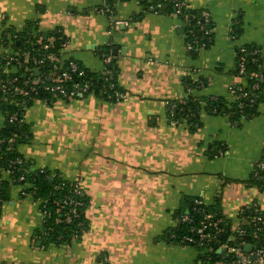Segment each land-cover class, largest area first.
<instances>
[{
	"label": "crops",
	"instance_id": "obj_1",
	"mask_svg": "<svg viewBox=\"0 0 264 264\" xmlns=\"http://www.w3.org/2000/svg\"><path fill=\"white\" fill-rule=\"evenodd\" d=\"M139 1L113 0L109 11L103 0H0V55L15 52L10 33L5 45L2 34L31 22L37 42L62 35V64L74 60L90 72L113 65L124 93L24 105L27 136L17 152L28 171L46 169L80 186L87 227L79 239L44 245L37 203L10 185L0 206V264H197L196 247L166 238L185 198L218 200L233 224L244 222L247 207L264 211V187L249 183L264 149V102L238 119L207 107L212 99L229 105L228 87L246 84L237 47L255 46L264 70V0H185L212 24L211 45L195 55L178 16L145 11ZM188 96L199 101L195 119L171 123L167 102Z\"/></svg>",
	"mask_w": 264,
	"mask_h": 264
},
{
	"label": "trees",
	"instance_id": "obj_2",
	"mask_svg": "<svg viewBox=\"0 0 264 264\" xmlns=\"http://www.w3.org/2000/svg\"><path fill=\"white\" fill-rule=\"evenodd\" d=\"M113 0H103L104 6L110 11ZM184 4L181 6L179 12L176 11L174 5V0H140L139 3L143 5L145 11H150V7H154L158 13H169L174 14L179 17L181 24L184 28L186 48L188 51L195 55L200 48H207L211 45L213 41L212 34V24L210 17L204 12L197 10H191L187 8L185 0H178ZM161 6L157 8V5ZM109 11H107L109 13ZM153 12V11H152ZM32 23H27L26 27L21 31H13L12 33L7 31L2 34V43L7 44V33H10L11 46L15 49L14 53H20L22 51H27L30 57L40 55L43 59L40 65V72L50 70L53 67V62L46 60L43 56L44 54L54 53L59 56V49L63 43L62 35L57 31L49 32L47 35L42 36L41 40L38 41V37L31 34ZM209 30L208 34H204V31ZM236 36L235 30L233 31ZM53 38L51 43L47 42L48 38ZM45 44H50L49 47L44 48ZM191 44V48L188 45ZM246 49H257L255 46H244ZM103 57L107 56L109 53L108 47L105 46L99 49ZM107 54V55H106ZM240 55L239 47L236 48L235 60ZM5 55H0V79H11L17 77V80L11 83L9 91L5 93H0V110L4 113V124L0 128V176L5 169H10L13 166L12 173L9 174L7 179L0 177V206L4 200L7 199L8 188L10 185H20V193L30 194L32 198L36 201H40V205L44 204L46 210V215L41 223V227L36 231V237L42 241L44 245H60L67 244L72 240L79 239L87 227V220L84 216L86 198L84 192L81 189L80 194H75L73 187L77 184L76 182H69L64 179H60L57 176L51 175L46 169L28 171L27 162L25 159L17 152L16 146L19 142L24 140L27 136L26 125L23 123V108L26 103H29L32 99L29 96H24L18 90L24 88L22 84L24 77L27 74L24 72V67L34 68V64L30 61L27 64L20 66L12 65L10 70H13L7 75L1 74V69L4 65L3 57ZM259 51L256 54V61L251 62L250 58L247 57L246 60V70L247 72H258L264 73L259 66ZM67 61H65L66 63ZM111 62V61H110ZM110 64V63H109ZM80 65V64H78ZM111 65V64H110ZM66 69V65L63 66ZM111 70V76L103 75L101 72H90L86 70L83 76L78 75V79L87 80L91 83L90 91L98 96L114 100V91L123 93L116 84L115 72L113 65L108 68ZM34 72V69H33ZM23 75V76H22ZM76 77V75H74ZM259 82L257 77L248 78L244 88L241 91L248 92L246 97H241L243 106L239 108L237 106L238 100H233L229 105H226L223 100L212 99L207 101V107L209 110L214 112H225L232 117L238 119L239 116L245 115L250 117L256 114V109L258 103L264 102V82ZM113 84V88H109V84ZM253 83H258L256 89H252L250 86ZM17 87L18 89H14ZM105 90L103 95L102 91ZM240 91V92H241ZM101 92V93H100ZM239 92H237L238 94ZM111 94L110 97L108 95ZM42 94L35 96L34 98H42ZM253 101L250 102V98ZM173 103L174 107V118L176 119V124L182 120L187 119L192 121L195 119V114L199 109V101L194 97L188 96L184 99L178 101H169ZM16 114L22 120H10L11 116ZM168 119L170 121L169 112L167 110ZM172 122V121H170ZM13 142H10V139ZM218 149L224 150L220 147ZM213 151V156H217L216 151ZM20 158V163L13 164L14 160ZM259 160L264 161V149ZM255 170V168H254ZM23 176V180H18L19 176ZM250 184L258 185V187H264V169L259 170L256 176H253V172L249 179ZM23 195V194H22ZM66 198H72L74 200H80L81 205L76 206V216L71 215L70 220H66V211L69 209L67 205L63 203ZM194 198H185L181 207L177 210L175 217L180 213L188 212L189 214L198 213L192 211ZM205 209L215 213V218L217 220V226L220 232L217 234L218 244L227 245H237L242 242L240 247H244L245 244H250L251 248L255 249L259 246H264V211L261 210L257 205H252L249 208L242 210V216L245 217L244 222L239 223L238 229L243 230L240 233L233 232L235 239L228 240V237L232 234V223L231 221L223 215L220 208L219 201L217 200L213 204H206ZM256 210V211H255ZM259 214L261 216V221L254 223L253 216ZM259 229L254 235L256 228ZM170 232L175 233L176 239L172 243L178 244L180 241V236L182 234L189 233V226L186 223H181L172 227L167 233L166 238L170 242ZM185 244V243H180ZM217 246L212 250L204 254H198L196 263L202 261V264H223L227 261H231L236 257L233 255L227 256L221 252L217 251Z\"/></svg>",
	"mask_w": 264,
	"mask_h": 264
},
{
	"label": "built area",
	"instance_id": "obj_3",
	"mask_svg": "<svg viewBox=\"0 0 264 264\" xmlns=\"http://www.w3.org/2000/svg\"><path fill=\"white\" fill-rule=\"evenodd\" d=\"M184 3L178 0H174V5L177 8L176 11L179 12L181 10V6ZM161 5L158 4L157 8H159ZM150 11L156 12V9L154 7H150ZM209 30L204 31V34H208ZM229 37L234 39L235 35L232 30L229 32ZM50 44H45L44 48L49 47ZM188 48H191V44L188 45ZM240 49V55L235 60L236 64V72L237 74L243 78L245 81H247L248 78L251 77H257L259 79V82H264V73H258V72H247L246 70V60L247 57L250 58L251 62L256 61V54H258V49H246L244 46H239ZM46 60H50L53 62V67L50 70L42 71L40 72V65L43 62V59H41L40 55L30 57L29 53L27 51H22L20 53H12L7 54L3 57L4 65L1 69V74L7 75V73H11L13 70H10V66L12 65H23L27 64L30 61L33 62L35 65L34 68H29L28 66L24 67V72L27 74V76L24 77L23 85L24 88L19 89L18 91L22 93L24 96H29L30 99H33L35 96L42 94L43 99H52V98H61V99H76L81 98L86 95L91 94L90 91L91 83L87 80L78 79V75L83 76L86 73V69L78 65L74 60H67L66 63L62 64L61 57L57 56L54 53H48L43 55ZM109 60V57L106 59V61ZM66 65V69L63 68V66ZM33 69L38 70V74L35 75L33 72ZM103 75H107L108 77L112 74L109 72L108 69H104V71L101 72ZM76 75V77L74 76ZM23 76V75H22ZM17 77L11 78V79H0V93H5L9 91L11 87V83L16 81ZM258 83H253L250 87L252 89H256L258 87ZM109 88H113V84H109ZM244 88V85H230L228 87V92L232 96L233 100H238L237 106L241 108L243 106L242 99L248 95V92L241 91ZM14 89H18L17 87H14ZM241 91V92H240ZM237 92H239L237 94ZM101 93V92H100ZM105 93V90L102 91V95ZM111 94L108 95L110 97ZM113 97L115 99H120L124 97V93L114 91ZM250 102L253 101V98L251 97ZM174 107L175 105L173 103L167 102V110L169 112V117L171 123H175L176 119L174 118ZM10 120H22L20 117H18L16 114L12 115ZM10 142H13L14 140L11 138L9 140ZM224 150L218 149L216 151L217 155H222ZM21 159L17 158L14 160L13 164L20 163ZM255 170L253 171V176H256L258 174L259 170L264 169V161L259 160L254 163ZM13 166L10 169H5L3 173L5 175L9 176V174L12 173ZM24 177L21 175L18 177V180H23ZM73 190L75 194L81 193V188L78 184H76L73 187ZM24 195V193L22 192ZM26 194V193H25ZM38 206V212L41 215V223L46 215V210L44 208V204L40 205V201H36ZM63 203L69 207V209L66 211V220L69 221L71 215L76 216V206L81 205L80 200H74L72 198H66L63 200ZM193 207L192 211L194 213H198L197 216L194 214H189L188 212H182L176 217V225H179L181 223H186L189 226V233L182 234L180 236V242L179 243H185L188 245H192L196 247L200 254L207 253L208 251L212 250L216 246L217 251L221 252L227 256L233 255L236 258L227 261L223 264H264V246H259L258 248H251L250 252H245L242 247L239 245H227V244H218L217 234L220 232V229L217 226V220L215 218V213L211 211H207L205 209L206 203L199 197H196L193 199ZM256 211V210H255ZM254 223L261 221V216L259 214H256L253 216ZM238 224L232 223V234L228 237V240L235 239V235L233 232L240 233L243 230L238 229ZM259 229V227L256 228L254 231V235H256V231ZM170 242H173L174 239H176V235L173 232H170ZM254 257V258H252ZM199 264H202V261H199Z\"/></svg>",
	"mask_w": 264,
	"mask_h": 264
},
{
	"label": "water",
	"instance_id": "obj_4",
	"mask_svg": "<svg viewBox=\"0 0 264 264\" xmlns=\"http://www.w3.org/2000/svg\"><path fill=\"white\" fill-rule=\"evenodd\" d=\"M113 53H116V50H115V51L113 50ZM34 74H35V75L38 74V70H37V69H34ZM263 95H264V92H263ZM243 250H244L245 252H250V250H251V245H250L249 243H248V244H245L244 247H243ZM252 258H254V257H252Z\"/></svg>",
	"mask_w": 264,
	"mask_h": 264
},
{
	"label": "rangeland",
	"instance_id": "obj_5",
	"mask_svg": "<svg viewBox=\"0 0 264 264\" xmlns=\"http://www.w3.org/2000/svg\"><path fill=\"white\" fill-rule=\"evenodd\" d=\"M254 168V167H253Z\"/></svg>",
	"mask_w": 264,
	"mask_h": 264
}]
</instances>
